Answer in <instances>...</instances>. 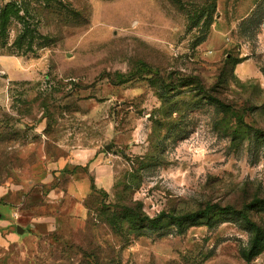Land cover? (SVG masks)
I'll return each instance as SVG.
<instances>
[{"label":"rangeland","instance_id":"obj_1","mask_svg":"<svg viewBox=\"0 0 264 264\" xmlns=\"http://www.w3.org/2000/svg\"><path fill=\"white\" fill-rule=\"evenodd\" d=\"M17 1L37 32L10 53L12 22L0 51V264H264L242 256V214L264 225V0ZM125 207L171 217L133 229Z\"/></svg>","mask_w":264,"mask_h":264},{"label":"trees","instance_id":"obj_2","mask_svg":"<svg viewBox=\"0 0 264 264\" xmlns=\"http://www.w3.org/2000/svg\"><path fill=\"white\" fill-rule=\"evenodd\" d=\"M42 2L50 7L52 10L62 11V2L61 0H42ZM205 4L209 5L210 8L214 9L216 6V0H206ZM208 7V6H207ZM208 17V12L206 13ZM64 17L71 16L70 13H63ZM28 10L21 7L20 3L17 0H9L2 5H0V38L3 40V45L0 47V51L3 50L4 45L6 44V40L9 37L8 28L12 22L20 23L21 28L19 33L13 40L10 45V53H26L33 50V39L32 33L33 31L37 32L35 29L30 28V24L27 22ZM27 40V41H26ZM240 62L236 61L232 65V70L234 66ZM190 85L196 84V82H190ZM163 85V84H162ZM201 99H205L210 104L215 105L220 112L227 116L232 113V110L228 107L225 102H223L219 97L213 95L211 93H207L206 96L201 97ZM235 117L238 118L237 114H234ZM256 136L260 139H264V132L261 130H257ZM229 133V132H228ZM250 206L256 207L257 213H264V196H256L249 204ZM212 208L208 209V212H211ZM249 209L246 210L245 213L242 214V220L245 225L251 231V237L249 240L248 247L243 252V258L246 261L252 260L255 256L261 254L264 251V225L263 223L258 224L255 221L251 220L248 216ZM220 212H223V209H220ZM125 216V217H124ZM125 218L129 223V226L133 227V229H141L144 227H148L150 225H154L163 218L171 217V215H167L164 212L159 213L155 217H149L146 214H136L132 209L125 207L123 216L116 217L115 219L119 220L120 218Z\"/></svg>","mask_w":264,"mask_h":264},{"label":"water","instance_id":"obj_3","mask_svg":"<svg viewBox=\"0 0 264 264\" xmlns=\"http://www.w3.org/2000/svg\"><path fill=\"white\" fill-rule=\"evenodd\" d=\"M21 230H22V229H21L20 227H17V231H18V232H21Z\"/></svg>","mask_w":264,"mask_h":264}]
</instances>
